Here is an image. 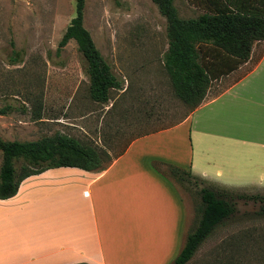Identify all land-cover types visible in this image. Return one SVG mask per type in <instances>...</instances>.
Here are the masks:
<instances>
[{
    "label": "crops",
    "instance_id": "0c3cea01",
    "mask_svg": "<svg viewBox=\"0 0 264 264\" xmlns=\"http://www.w3.org/2000/svg\"><path fill=\"white\" fill-rule=\"evenodd\" d=\"M246 65L177 124L131 139L103 170L23 179L0 200V264H171L192 226L162 168L211 186L264 180V41L222 77Z\"/></svg>",
    "mask_w": 264,
    "mask_h": 264
},
{
    "label": "rangeland",
    "instance_id": "374dc122",
    "mask_svg": "<svg viewBox=\"0 0 264 264\" xmlns=\"http://www.w3.org/2000/svg\"><path fill=\"white\" fill-rule=\"evenodd\" d=\"M171 1L181 19L200 13L189 0ZM74 10L75 0H0L2 141L29 142L61 134L112 159L134 137L168 128L187 116L189 109L173 95L162 68L165 20L150 0H84L82 25L120 84L119 90L108 92L104 104L89 99L85 63L75 43L69 41L55 52ZM247 69L212 81L209 93H218ZM162 169L180 194L192 227L198 218L197 191L203 186L264 195V180L211 186L186 178L175 181ZM234 202L233 219L204 240L191 264H258L264 221L251 215L258 204Z\"/></svg>",
    "mask_w": 264,
    "mask_h": 264
},
{
    "label": "trees",
    "instance_id": "16d2710c",
    "mask_svg": "<svg viewBox=\"0 0 264 264\" xmlns=\"http://www.w3.org/2000/svg\"><path fill=\"white\" fill-rule=\"evenodd\" d=\"M150 1L165 20L166 49L161 55L162 68L173 95L189 112L200 105L212 81L246 62L253 43L264 41V0H189L200 13L188 19L178 17L171 0ZM83 8L84 0H75L74 17L55 52L69 41L75 43L85 63L89 99L104 104L108 101V92L119 90L120 84L82 25ZM3 114L0 110V115ZM0 154V200L14 196L23 179L46 169L69 167L99 172L111 161L106 153L61 134L29 142L0 139ZM164 170L178 182L184 178L204 182L172 166H165ZM197 196L196 224L186 234L171 264H186L215 229L230 222L236 213L235 200L258 204L251 215L264 221V195H244L203 186ZM226 264L232 263L228 260ZM258 264H264V249L258 254Z\"/></svg>",
    "mask_w": 264,
    "mask_h": 264
}]
</instances>
